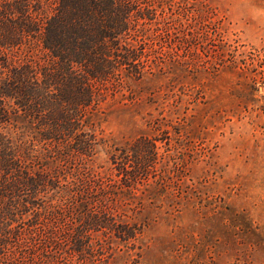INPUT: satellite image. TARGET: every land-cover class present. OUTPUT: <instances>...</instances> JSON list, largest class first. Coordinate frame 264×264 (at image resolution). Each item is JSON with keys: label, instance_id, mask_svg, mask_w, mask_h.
I'll list each match as a JSON object with an SVG mask.
<instances>
[{"label": "rangeland", "instance_id": "obj_1", "mask_svg": "<svg viewBox=\"0 0 264 264\" xmlns=\"http://www.w3.org/2000/svg\"><path fill=\"white\" fill-rule=\"evenodd\" d=\"M155 6L180 41H156L126 99L103 106L91 164L121 181L114 154L140 137L157 144L126 218L136 236L95 232L111 248L83 264H264V0Z\"/></svg>", "mask_w": 264, "mask_h": 264}, {"label": "trees", "instance_id": "obj_2", "mask_svg": "<svg viewBox=\"0 0 264 264\" xmlns=\"http://www.w3.org/2000/svg\"><path fill=\"white\" fill-rule=\"evenodd\" d=\"M155 4L0 0V264H83L111 248L95 232L136 236L126 218L157 144L136 139L135 165L127 149L114 154L121 181L91 164L103 106L126 99L156 41H180Z\"/></svg>", "mask_w": 264, "mask_h": 264}]
</instances>
